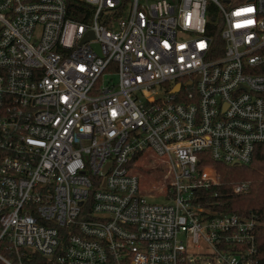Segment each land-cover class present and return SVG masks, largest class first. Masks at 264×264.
Returning a JSON list of instances; mask_svg holds the SVG:
<instances>
[{
    "label": "built area",
    "instance_id": "obj_1",
    "mask_svg": "<svg viewBox=\"0 0 264 264\" xmlns=\"http://www.w3.org/2000/svg\"><path fill=\"white\" fill-rule=\"evenodd\" d=\"M262 143L264 0H0V264H255L197 192Z\"/></svg>",
    "mask_w": 264,
    "mask_h": 264
},
{
    "label": "trees",
    "instance_id": "obj_2",
    "mask_svg": "<svg viewBox=\"0 0 264 264\" xmlns=\"http://www.w3.org/2000/svg\"><path fill=\"white\" fill-rule=\"evenodd\" d=\"M75 18L82 19L79 16ZM216 39L220 41V38ZM210 163L216 165L221 181L218 185L199 189V201L218 214H237L255 220V264H264V143L256 146L253 159L248 164ZM243 184L245 186L240 192L234 191L236 185Z\"/></svg>",
    "mask_w": 264,
    "mask_h": 264
},
{
    "label": "rangeland",
    "instance_id": "obj_3",
    "mask_svg": "<svg viewBox=\"0 0 264 264\" xmlns=\"http://www.w3.org/2000/svg\"><path fill=\"white\" fill-rule=\"evenodd\" d=\"M155 179V177H152ZM162 201V199H158ZM187 252L190 259L189 264H227L222 260L221 256L217 254L215 248L209 245L205 240L200 239L193 243L191 240H186Z\"/></svg>",
    "mask_w": 264,
    "mask_h": 264
},
{
    "label": "snow or ice",
    "instance_id": "obj_4",
    "mask_svg": "<svg viewBox=\"0 0 264 264\" xmlns=\"http://www.w3.org/2000/svg\"><path fill=\"white\" fill-rule=\"evenodd\" d=\"M250 11L251 9H240L237 12H235L234 15H240L241 13L250 12ZM249 23H251V21H238L234 26L239 28L242 25L249 24Z\"/></svg>",
    "mask_w": 264,
    "mask_h": 264
},
{
    "label": "water",
    "instance_id": "obj_5",
    "mask_svg": "<svg viewBox=\"0 0 264 264\" xmlns=\"http://www.w3.org/2000/svg\"><path fill=\"white\" fill-rule=\"evenodd\" d=\"M90 37H92V35L87 36L86 39H88ZM94 47L98 48V44H94Z\"/></svg>",
    "mask_w": 264,
    "mask_h": 264
}]
</instances>
